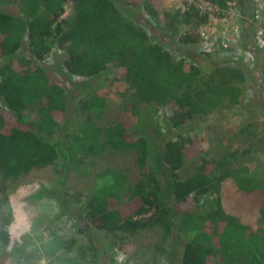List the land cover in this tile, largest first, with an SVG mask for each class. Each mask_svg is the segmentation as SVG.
I'll list each match as a JSON object with an SVG mask.
<instances>
[{
    "label": "trees",
    "instance_id": "1",
    "mask_svg": "<svg viewBox=\"0 0 264 264\" xmlns=\"http://www.w3.org/2000/svg\"><path fill=\"white\" fill-rule=\"evenodd\" d=\"M209 1L219 6L235 1L245 12L250 3ZM153 2L16 0L15 10L0 8V180L50 165L57 173L71 166L81 171L86 157L108 150L133 151L137 169L133 183L127 185L126 175L111 168L93 175V187L83 201V217L90 228L114 237L154 226L167 236L174 229L183 240L179 264H264V171L245 165L235 168L236 158L246 149H226L214 159L202 153L196 138L180 132L194 117L206 115L216 101L247 108L242 103L246 75L240 66L227 62L202 69L191 58L177 57L151 42L146 30L132 20L131 8L141 5L151 18H159L182 48L199 42L197 28L206 18L188 4L159 12ZM180 24L188 28L178 31ZM58 52L60 67L71 76L91 77L109 64L117 66L131 89L119 120L96 124L105 101L95 93L79 99L70 110L65 86L52 79L44 65ZM14 62L19 64L16 68ZM159 106L169 109L173 136L161 140L153 167L148 164L146 137L130 127L139 109ZM74 110H83L84 116L71 118ZM249 128L247 123L239 132L251 137ZM260 141L264 145V136ZM188 157L198 161L193 173L183 177L180 168ZM227 184L234 189L233 210L252 212L261 228L249 230L224 208L221 192ZM200 196L203 203L211 197L206 210H174ZM7 238L0 230L1 243Z\"/></svg>",
    "mask_w": 264,
    "mask_h": 264
},
{
    "label": "rangeland",
    "instance_id": "2",
    "mask_svg": "<svg viewBox=\"0 0 264 264\" xmlns=\"http://www.w3.org/2000/svg\"><path fill=\"white\" fill-rule=\"evenodd\" d=\"M187 0H154L152 6L159 12L180 9ZM0 8L15 10L16 0H0ZM132 20L141 25L151 42H158L177 57H188L202 69L213 63H233L246 75V90L242 103L247 108L216 101L204 116H196L180 131L184 136L194 137L202 153L220 159L226 149H236V166H247L264 171V79L261 75L259 55L251 44V29L238 32L236 43L227 49H215L209 59L203 57L201 44L180 46L170 31L162 27L159 18H151L138 5L131 8ZM69 6H64L67 15ZM188 26L180 24L178 31ZM180 49V50H179ZM190 52V54H189ZM61 52L44 60L52 79L60 81L71 98L70 110L94 93L105 101V106L95 119L98 126H105L122 117L123 107L128 103L131 89L125 83L117 66L109 64L100 74L83 77L71 76L60 67ZM15 68L19 65L12 63ZM71 118H82L83 110L72 111ZM169 109H139V117L130 129L146 137L148 164L155 166L154 156L161 140L173 136L167 122ZM75 122V121H74ZM250 123L253 136L239 132ZM133 151L108 150L84 159L83 170L68 167L56 172L53 166L32 170L14 179L1 181L0 230L7 232V243L0 240V264H179L182 237L176 230L163 236L159 227L142 229L133 235L113 236L90 228L83 217V201L93 187V175L105 168L121 171L126 184L137 177ZM198 159L188 157L182 163L180 174L193 173ZM59 165V163H57ZM264 173V172H263ZM126 196V195H125ZM125 196L122 201L125 200ZM233 186L227 184L221 192V202L244 221L249 230L261 228V222L250 211L233 209ZM190 199L175 206L183 209L206 210L212 204L211 197ZM264 234V232H262ZM93 245L92 247L90 246Z\"/></svg>",
    "mask_w": 264,
    "mask_h": 264
},
{
    "label": "built area",
    "instance_id": "3",
    "mask_svg": "<svg viewBox=\"0 0 264 264\" xmlns=\"http://www.w3.org/2000/svg\"><path fill=\"white\" fill-rule=\"evenodd\" d=\"M205 21L198 25V43L204 53L227 49L236 43L238 32L251 29V44L259 55L261 75L264 79V0H250L245 12L235 1L219 6L209 0H187Z\"/></svg>",
    "mask_w": 264,
    "mask_h": 264
}]
</instances>
